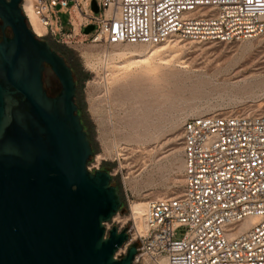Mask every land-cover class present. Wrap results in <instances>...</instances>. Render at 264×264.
Instances as JSON below:
<instances>
[{"label": "built area", "instance_id": "1", "mask_svg": "<svg viewBox=\"0 0 264 264\" xmlns=\"http://www.w3.org/2000/svg\"><path fill=\"white\" fill-rule=\"evenodd\" d=\"M92 1L32 0L31 13L43 37L66 46L79 37L107 46H160L175 39L226 44L264 33V0H101V16L91 18ZM20 8L27 23L23 0ZM56 8L67 10L68 32L59 21L53 29ZM89 26L90 38L82 33ZM181 147L182 193L148 202L143 231L132 221L114 259L135 244L133 264H264V115L188 119ZM181 228L185 233L176 240Z\"/></svg>", "mask_w": 264, "mask_h": 264}, {"label": "rangeland", "instance_id": "2", "mask_svg": "<svg viewBox=\"0 0 264 264\" xmlns=\"http://www.w3.org/2000/svg\"><path fill=\"white\" fill-rule=\"evenodd\" d=\"M95 2L100 5L101 0ZM90 3L88 15L100 17L101 11L93 13ZM50 20L55 31L56 21L69 31L66 9L51 11ZM40 39L72 68L75 104L93 149L87 167L107 172L120 195L122 207L105 224L106 230L128 228L133 203L141 214L145 202L182 193L184 121L237 113L264 115V33L244 42L175 39L150 47L90 44L82 42L83 37L68 46ZM124 50L155 54L132 62L112 56ZM43 83L48 95L59 93L50 71L44 73ZM184 233L179 229L175 239Z\"/></svg>", "mask_w": 264, "mask_h": 264}, {"label": "water", "instance_id": "3", "mask_svg": "<svg viewBox=\"0 0 264 264\" xmlns=\"http://www.w3.org/2000/svg\"><path fill=\"white\" fill-rule=\"evenodd\" d=\"M21 2L0 0V264H133L135 244L114 259L127 229L105 224L121 198L107 172L87 169L93 149L72 70L32 33ZM46 71L59 83L54 97Z\"/></svg>", "mask_w": 264, "mask_h": 264}, {"label": "bare ground", "instance_id": "4", "mask_svg": "<svg viewBox=\"0 0 264 264\" xmlns=\"http://www.w3.org/2000/svg\"><path fill=\"white\" fill-rule=\"evenodd\" d=\"M24 1V10L28 15V21H27V25L30 28V30L32 31V33L37 37V38H41L44 35V30L43 28L39 25V23L36 21V19L33 17L32 13H31V3L32 0H23ZM79 21V18H74V23L77 25ZM117 46V45H114ZM119 46V45H118ZM133 47H135V45H132ZM150 47V46H148ZM155 54V50H149L146 52H141V51H136V50H124L121 52H115L114 54H112L113 57L117 58V59H124V60H128L130 62L135 61L137 59H142L145 57H150L152 55ZM111 56V57H112ZM152 59V58H151ZM142 61V60H141ZM146 61V60H144ZM147 62V61H146ZM147 204L148 202H145L142 205V210H141V214H139V210L140 208L135 206V204H131V206L129 207V212H130V218L131 221H133L134 225L137 227V229L142 232L144 229V218H145V214H146V210H147ZM253 221H248L247 224H252ZM160 264H165L164 261H161Z\"/></svg>", "mask_w": 264, "mask_h": 264}, {"label": "flooded vegetation", "instance_id": "5", "mask_svg": "<svg viewBox=\"0 0 264 264\" xmlns=\"http://www.w3.org/2000/svg\"><path fill=\"white\" fill-rule=\"evenodd\" d=\"M0 25H1V23H0ZM7 32H9V34L7 35ZM5 36L6 37H11V32H10V30L9 29H6L5 30ZM1 37H2V33H1V30H0V40H1ZM50 96V95H49ZM51 97H54V96H51ZM77 113H78V111H77Z\"/></svg>", "mask_w": 264, "mask_h": 264}, {"label": "trees", "instance_id": "6", "mask_svg": "<svg viewBox=\"0 0 264 264\" xmlns=\"http://www.w3.org/2000/svg\"><path fill=\"white\" fill-rule=\"evenodd\" d=\"M67 54H70L69 53V51H67ZM71 70H72V68H71ZM86 78V76L84 77V79ZM78 115H79V111H78V113H77ZM81 123H82V120H81ZM84 131H86V129L84 128Z\"/></svg>", "mask_w": 264, "mask_h": 264}]
</instances>
